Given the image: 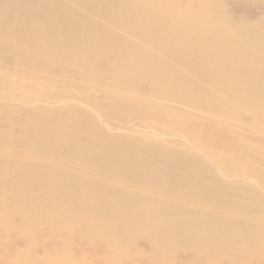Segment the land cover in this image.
<instances>
[{
  "label": "rangeland",
  "instance_id": "1",
  "mask_svg": "<svg viewBox=\"0 0 264 264\" xmlns=\"http://www.w3.org/2000/svg\"><path fill=\"white\" fill-rule=\"evenodd\" d=\"M18 1L36 6L41 10H49L47 7L53 5L54 9L52 12H54L55 15L50 22L42 18H36L33 15H27L26 22L31 23L36 21L40 23L43 27V29H41L42 32H48L49 28H60L62 23L63 25L66 24L67 33H69L71 29L75 30V28H77L79 32L82 33V41L78 45L79 49L84 47L102 49L101 47L114 43L121 48H131L132 51L123 50L122 54L111 52L105 56L102 55L101 52H98L86 56L78 55L79 50L74 48L72 50L74 53L71 52V55L79 56L77 63L66 65V70L63 71L61 70V65L58 67V63L50 60L48 52L46 51L47 46L44 44L42 45L40 39L35 42V47L28 46L25 51H20L15 48L17 44L22 46V42L27 44L32 40V36L23 35L17 30L19 20H17L15 14L22 8L18 5ZM139 1L0 0V9L4 10V12H0V14L5 15L0 17V37L9 35L11 38L12 36L14 38L10 41L7 48H4L0 44V126H2L0 128V136L6 134L8 130L5 125L1 124L12 123V118L15 121L19 119L22 125H32V123H35L33 125L37 126L41 125L38 128L44 130V136L47 138H53L55 136L53 134L56 133L63 134V139L59 142L51 141L48 147L42 146L43 148L39 151L33 152V154L27 157L33 164L42 162L44 165H39L38 167L35 165L34 168H46L44 169L46 172L42 175L36 174V176L24 175L22 177V183L26 184L27 188L30 187V189L34 191L31 186L33 182H36L40 185V189L35 190L36 193L38 192L37 196H49L55 189L52 188L53 185H59L63 182L65 184L63 189L64 195L60 197V201L64 203L62 209H65V213H68L71 209V202H69V197H67L71 192V172L69 171L79 172L81 176L92 174L91 182L95 186L103 187L108 183L114 182L113 184L118 191L120 188L128 191L133 189L138 183L133 179L134 176L131 179H112L109 172H101L97 168H118V170L129 168L131 170L140 169L143 172L155 168H163L160 173L154 174L153 181L167 186L171 184L172 187L180 185L181 191H183L182 185L188 182L191 177L195 176V173H190V171L180 168H196L197 165L202 164L203 167L211 170L212 175L208 177L209 180H214L219 184L239 183L247 186H258L257 190L259 193L252 194L248 192V190L242 189L240 191L236 190L237 192L234 190H218L215 192L203 190L199 192L197 198L199 196L211 197L213 194L225 200L226 198L243 200L253 197L261 200L263 202L262 204H264V172L258 171L259 173L256 172L253 174L248 172L249 168H263L264 159H260L259 155H255L258 153L252 150L251 153H249V151L246 153L244 151L233 153L232 150L226 147L223 148L219 140L221 137L225 140H231L228 136L222 135L218 139L215 138L211 140L212 135L210 134V132L214 133L213 131L216 127L220 129L222 126L221 129L225 130L232 124H238L240 127L244 128L252 125L253 127H248L251 129L252 134L250 132L238 134L242 141L248 142L247 144L251 146L258 141L263 140L264 142V137L263 139L258 138L260 136L255 134V132L258 131H260V133L258 132L259 134H264V120L262 124L261 121L258 122L257 118V116L262 117V115H264V109H260L261 106L264 107V0H223L224 2L219 0L222 6L218 7V9H215L213 7L214 5H212L218 0H210L212 1V6L210 4L207 6L208 0H180V6L183 7L182 10H179V5L175 3L173 5L172 0H159V3L158 0H142L144 1L142 3ZM167 1L168 3L172 2V4L170 3L171 6H169L168 3H165V5L162 3ZM173 1H176L178 4L177 0ZM10 2H13V10L11 11L9 8L6 9V7H4V5ZM154 3L157 4L155 5ZM182 3L184 5L186 4L185 7L187 5L188 7L184 8ZM166 5L169 7H178L179 11L167 7L172 11L169 12V9H163V6L166 7ZM202 5L209 8L206 9V7H202ZM216 5H220V3L218 4L217 2ZM160 6V10H158ZM188 8H190L189 10H192L194 14L203 15V20L201 21V16H196L197 14L194 16L193 12H191V14L188 13L190 12L187 11ZM252 8L254 12H251ZM207 10H210L212 13L214 11V13H216V15L214 14L216 18L210 12L203 13V11ZM180 12H182V14ZM183 12L185 13L183 14ZM187 13L190 16L186 15ZM206 13H208L207 16L205 15ZM183 15H186L184 19L186 18L187 20L183 19ZM204 15L209 19H206ZM74 16L79 20H75L73 18ZM82 17H85L87 21L83 20ZM197 17H200L198 20L201 22L195 19ZM210 18L213 21L211 20L209 24L208 21H210ZM182 19L183 22L181 23ZM193 19H195V21ZM200 23H203L201 24L203 28L197 26L200 25ZM202 29H204V31H202ZM59 32L61 33V31ZM103 33L107 36L105 41H103L104 38L100 37ZM56 40H58V36L57 38L55 35L49 36V41L56 42ZM220 45L227 47L228 54L234 56L232 58L226 56V52L219 50ZM217 50L220 52H217ZM239 55L247 58L251 68L259 69L260 74L258 76V81L261 82L262 89L253 91L249 90L248 86H246L242 92H236L234 96L231 89L232 85L227 83L229 75H233L234 71V74H239L242 76V79H246L245 76L247 73L246 64L241 65L238 62V57L240 58ZM16 56H28L29 58L36 59L39 63L43 61H49V63L45 68V73L39 76L37 73L40 68L19 66L10 59ZM165 57L168 60L164 59ZM217 58L219 59L218 63L220 65L218 64L216 66L214 61L218 60ZM107 61L108 64L113 63L117 65V70L127 68L125 70L129 72L128 75L119 80H114L110 77L112 75V70H108V64L105 63L106 65L103 66L104 62ZM194 62L196 63L194 64ZM211 62L215 66L201 67L203 63L209 64ZM61 63L64 64V61ZM186 63H189V65H186ZM3 65H5V67ZM9 66L10 69H8ZM87 66H92L93 71L90 74H82L81 71H84V68ZM130 71H136L138 74L144 73L150 76L156 88L149 87L145 83L139 84L136 81L134 73L131 75ZM240 73H242V75ZM32 75L33 77H31ZM144 78H146V76H144ZM65 79H67V81H65ZM172 84L179 87H189L192 89L193 93L189 94L187 97H183L181 90L180 92L172 91ZM158 88H163L168 92L165 91V95L163 94L162 96L159 92L161 89ZM138 92L139 94H137ZM104 93L105 96H103ZM36 94L43 97L39 98ZM29 95L31 100H41V102L45 103L39 104V102H37L43 107L51 106L50 108L58 111L61 109L62 111L59 113L39 114L34 117L29 116L21 111V108L27 107L29 104L35 102L33 101L31 103L28 101L27 96ZM82 95L86 98V101H76L75 98ZM111 95H118L117 100H108ZM3 98H6L5 101H3ZM235 98H237V100ZM251 98H257V100L261 98V100H256L257 102L253 101L255 103H249L248 101L251 100ZM35 104L33 103V106H35ZM220 112H223V114L219 115ZM243 123L246 126L243 125ZM38 128H30L27 133L29 135H35L40 132ZM98 128H101L99 134H104L103 140L110 137V142L102 148L101 152H99L97 148H93V150L88 149L92 151L89 154L97 161V164L93 165L87 162L86 158L90 155L83 148L72 152L73 149L70 147L71 141L66 140L67 137L65 134H70L77 139L79 136L81 137V135H97ZM22 133L23 129H17L16 127L10 129L11 136L9 137V142L5 145L6 153H2L5 160L3 159L0 168H9L14 172L16 168L10 166V161L13 162L19 160V158H26L24 155H19L17 153L18 150H15L17 147L16 137H21ZM244 134L247 135L245 137L248 138L251 135V139L249 138L250 141L248 138L246 139L244 137ZM243 138L247 141L243 140ZM80 140L82 141L78 142H81L82 145L84 144L87 146L91 144L95 146L90 141H87V139ZM86 141L88 144H86ZM103 144H106V141H104ZM1 152H3V150ZM165 153L167 155H165ZM231 159H235L236 164L241 165L237 170H235V167H231ZM239 160L241 161L240 163H238ZM259 160L260 162H258ZM57 170L59 171V173H57L58 177H53V175H55L54 172ZM15 179L18 181V177H15ZM47 183L51 184L49 188L45 185ZM4 185L8 186L7 181L4 182ZM51 188L52 190H50ZM73 190L76 192L75 189ZM84 191L86 190L84 189ZM184 191L180 193L179 196L177 195L178 197L173 196L174 199L172 200L178 201L184 199L185 201H182L185 202L184 204H190L194 207L195 205L189 202L197 201H195V198L187 196L185 193L188 192L184 193ZM191 192L195 193L196 191ZM77 193H79V191ZM98 193L104 196L107 195L104 190ZM110 196L113 195L110 194ZM239 196L241 198H239ZM166 197L167 196H163L162 198L168 200L169 198ZM164 200H161L163 204L166 203ZM4 201L9 203L10 199L4 198ZM26 202L33 205L36 204V199L34 197L28 198ZM163 204H161L162 207H164ZM200 206H207L210 208L206 204H201ZM139 207L142 208L143 206ZM141 208L139 209L141 210ZM160 210L161 208L158 209V211ZM49 211L50 210L47 209L44 214H49ZM141 212H143V210H141ZM143 215L150 216V214L146 213ZM60 218L66 221V223L70 220L68 216H62ZM21 222L22 221L17 218L9 220L11 225H19Z\"/></svg>",
  "mask_w": 264,
  "mask_h": 264
},
{
  "label": "bare ground",
  "instance_id": "2",
  "mask_svg": "<svg viewBox=\"0 0 264 264\" xmlns=\"http://www.w3.org/2000/svg\"><path fill=\"white\" fill-rule=\"evenodd\" d=\"M168 1H171V0H168ZM168 1L162 2V3L165 5V3H168ZM177 1H178V4L176 3V1L174 2L172 0L173 5L174 3L176 5H179L178 6L179 10H182L183 7L180 6V3H181L179 2L180 0H177ZM212 1L208 0L207 6L209 4L211 5ZM139 2L142 3L144 1L141 0ZM152 2H156V1H152ZM159 2L160 1L158 0V3ZM172 2L170 3L172 4ZM217 2L218 4L220 3V5L217 6L216 5ZM217 2H215V4H212L214 5L213 7L215 9H218V7L222 6L219 0ZM10 3L4 5V7H6V9L9 8V10L11 11L13 10L12 9L13 2H10ZM170 3H168L169 6H171ZM154 4L156 5L157 3H154ZM18 5L21 6L22 8L18 10L17 13L15 12L16 13L15 17L17 18V20H19V23L17 24V30L23 35L32 36V40L31 42L29 41L30 43L28 42L27 44H24L23 42L21 43L20 41L22 46H19L17 44L15 48L20 51H25L26 47L28 46L35 47V42L38 39H40L42 42V45L44 44L45 46H47L46 51L48 52L50 60L58 63V67L61 65V70L63 71L66 70V65H71V63H77L79 56L71 55V52L74 53V51H72L74 48L79 50L78 55H86V56H89L90 54H96L98 52H101V54L105 56L111 52H118L122 54L123 50L132 51L131 48H121L118 45L116 46L114 43L109 44L105 47H101L102 49H97L94 47L93 48L84 47L82 49H79L78 45L82 41L81 40L82 33L79 32L77 28H75V30L71 29V31L67 33L68 30L66 29V24L63 25L62 23L60 25V28L59 27L55 29L49 28L48 32H42L41 29H43V27L41 26L40 23L36 21L31 22V23L26 22L27 15H33L36 18H42V19H45L47 22H50L55 15L54 12H52L54 9L53 5H51V7H47L49 10H41L36 6L25 4L22 1H18ZM168 5H166V7L163 6V9L172 8L173 10L174 8L178 10V7L176 8L169 7ZM185 5L183 4L184 8L188 7V5L186 7ZM202 7H206V6L202 5ZM158 8H159L158 10H160L161 6ZM208 8L206 7V9ZM189 9L190 8H188L187 11H190ZM237 10H240V9H237ZM253 10L254 9L252 8L251 12H254ZM168 11L170 12L171 10L169 9ZM0 12H4V10L0 9ZM185 12H183V14ZM191 12L193 11L191 10L188 13L191 14ZM204 12H208V13L210 12L211 14L216 15L214 11L213 13L210 10L203 11V13ZM180 13L182 14V12ZM188 13L186 15H189ZM208 13H206L205 15L207 16ZM186 15H183V19L184 17H186ZM198 15L199 14H197L196 16ZM1 16H5V15L0 14V17ZM202 16H201V21L203 20ZM70 18H71V15H70ZM73 18L77 21L79 20L77 19L76 16H74ZM198 18L200 19V17H197L195 19L198 20ZM211 18H210V21H208L209 24L212 20ZM82 19L86 20L85 17H82ZM183 19L181 20V23L183 22ZM195 19L193 20L195 21ZM206 19H209V18L206 17ZM201 21L198 20V22H201ZM187 24H188V21H187ZM201 24L203 23H200V25H197V26H201ZM59 31H61V33ZM202 31H204V29H202ZM50 35H55L56 38L58 36V40H56V42L49 41ZM100 37L104 38L103 41H105L107 36L103 33L100 35ZM13 39H14L13 36L11 38L9 35H5L4 37H0V44L4 48H7L10 41ZM219 48H220L219 50H221L222 52H226L225 54L226 56L231 57V58L234 56V55L228 54L227 47L220 45ZM219 50H217V52H220ZM10 59L19 66H23L27 68H33V67L38 68V69L40 68L39 72L37 73V75L39 76H41L42 73H45V68L47 67V64L49 63V61L47 62L43 61L42 63H39L36 59L29 58L28 56H24V57L16 56ZM164 59H167V58L165 57ZM62 61H64V64L61 63ZM218 61L219 59L214 61L216 66L219 64ZM238 62L241 65L246 64L247 73H246V76L244 75L246 79L245 78L242 79V76H240L239 74H234V71H233V75L231 76L229 75V78H228L229 80L227 83L232 85L231 89H232L233 95L235 96L236 92H242V90H244L245 89L244 87L246 86H248L249 90H253V91L262 89V84L261 82L258 81L259 79L258 76L260 74L259 69L257 70L255 68H251L249 61L247 60L245 56H240V58L238 57ZM105 63L108 64V61L104 62L103 66L106 65ZM195 63L196 62H194V64ZM186 65H189V63H186ZM215 65L212 62L209 64L203 63L201 67L204 68L207 66H215ZM3 66L5 67V65ZM10 66L8 69H10ZM125 69L117 70V65L113 63L108 64V70H112L111 71L112 75L110 77L113 78L114 80H119L122 77L127 76L129 72H127ZM92 71H93L92 66H87L84 68V71H81V72L82 74L83 73L90 74ZM130 72H131V75L132 73H134L136 77V81L139 84L145 83L149 87L156 88L154 83L151 81L150 76L144 73L138 74L136 73V71L135 72L130 71ZM240 74L242 75V73ZM144 76H146V78H144ZM31 77H33V75ZM65 81H67V79H65ZM171 88L173 89L172 91H176V92H180L181 90L183 97H187L189 94L193 93L192 89L189 87H183V86L179 87V86H174V84H172ZM158 89H161L159 91L160 95L162 96L163 94L165 95L166 90H164L163 88H158ZM207 91H210V90H207ZM39 94H36V96L39 98H42L43 96ZM137 94H139V92ZM82 96H77L75 98L76 101L78 102L86 101V98ZM103 96H105V93L103 94ZM100 97H101V94H100ZM117 98H118V95L117 96L111 95L110 98H108V100H111V99L117 100ZM5 99L3 101H5ZM27 99L31 103L33 101H35L33 102L34 104L36 103L35 106H33V103H32V104H29V106L27 107L23 106L24 108H21V111L25 112L29 116L34 117L39 114L59 113L60 111H62L61 109H59L58 111L56 109L50 108L51 106L43 107L39 105L40 103H43L41 102V100L39 101L31 100L30 95L27 96ZM235 99L237 100V98ZM256 100L257 98H251V100H249L248 102L249 103H252L253 101L257 102L261 100V98H259L257 101ZM37 102H39V104ZM18 105H21V104H18ZM260 109H264V107L261 106ZM222 114L223 112L219 113V115H222ZM257 118H258V122L261 121V123L263 124L264 115H262V117L257 116ZM0 120H1V116H0ZM11 121L12 123L10 124H1V125H5L9 131L7 130L6 134H3V136H0V165H2L3 159L5 158L3 157L4 156L3 154L6 153L5 145L9 142V137L11 136L10 129L15 128V127L17 129L18 128L23 129V133L21 137L19 138L16 137L17 147L15 148V150H18L17 153L19 155H24L26 158H23V159L19 158V160H15L13 162L10 161V166L12 168H16V171L14 172L9 168H0V228H1L0 230V264H263L264 263V206H263L264 204H262L263 202L261 200H258L253 197H249L243 200H240V199L236 200V199H229V198H226L225 200V199H221L215 194H213V196L211 197H208V196L200 197L199 196L197 198V196L199 195V192L203 190H210L213 192L218 191V190H229V191L234 190L235 192H237L236 190L240 191L242 189V190H248V192L252 194L253 193L257 194L259 193L257 190L258 186H252V185L247 186L245 184H239V183L219 184L215 182L214 180H209L208 177L212 175L211 170L209 168L203 167L202 164L197 165L196 168H180L182 170L190 171V173L192 172L195 173V176L191 177L188 182L182 185L183 191L186 190L184 191V193L188 192L185 194L187 196H191V198H195V201H197V202H189L195 205L193 207L190 204H184L185 202H182V201H185L184 199H181L178 201L172 200L174 199L173 196L178 197L180 193L183 192L181 191L180 185L176 187H172L171 184H168L167 186V185H162L158 182L153 181L154 174L160 173V171H162L163 168H155L147 172H143L140 169L131 170L129 168L128 169L123 168L122 170H118V168H97L101 172L103 171L109 172L112 179H116V178H130L131 179L134 176L133 179H135L138 183L133 189L128 190V191L122 190L121 188L118 191L113 184L114 182L108 183L107 185H104L103 187L95 186L91 182V178L93 176L92 174L81 176L79 172L69 171L71 172V192L70 194L67 195V197H69V202H71V209H70V212L65 213V209H62L64 207V203L60 201V197L64 195L63 189H64L65 184L63 182L60 183L59 185H53L52 188H55V189L51 192L49 196L48 195H38L37 196L38 192L36 193L35 190L40 189V185L36 182H33L31 186V188L34 189V191L31 190L30 187L27 188L26 184L22 183V180H23L22 177L24 175H35L36 176V174L42 175L44 174V172H46L44 170L46 168H34L35 165L36 167H38L39 165H44L42 162L33 164L31 161L27 159V157L33 154V152L39 151L41 148H43L42 146L48 147L51 141L59 142L60 140L63 139L62 138L63 134L56 133V134H53L55 135L53 138L52 137L47 138L44 136V130L42 128H38L41 125L40 126L33 125L35 123H32V125H22L19 119L15 121L13 120V118ZM243 125L245 124L243 123ZM1 127L2 126H0V128ZM248 127H253V126L251 125ZM30 128L32 129L38 128L40 132L36 133L35 135H29L27 131ZM221 128L217 129L216 127L217 130L215 129L213 131L214 133L210 132V134L212 135L211 140H214L215 138L218 139L222 135L228 136L231 140H225L222 137L219 138L223 148L226 147L229 150H232L233 153L240 152V151H244L245 153L249 151V153H251L252 151H254L258 153V154H255L256 156L259 155L260 159L261 158L264 159L263 140L255 142L254 145L251 146L250 144L249 145L247 144L248 142L246 143L242 141L240 135H238L239 133L246 134L249 132L252 134L251 129L240 127L238 124H232L231 126H228V129H225L226 128L225 127L224 128L225 130H222ZM100 129L101 128H98L97 135H91V134H88L86 136L81 135V137L79 136L77 139L74 138L70 134L68 135L65 134V136L67 137L66 140L71 141L70 147L71 149H73L72 152L80 148H83L88 154L92 152V151H89L88 149L93 150V148H97L99 152H101L102 148L105 145L109 144L110 137L103 140L104 134H99ZM263 130H264V127H263ZM258 132L260 133V131ZM258 132H255V134L260 136L258 138L263 139L264 134H259ZM245 134H244V137L247 136ZM250 136L249 138L251 139ZM245 138L247 139L248 137H245ZM245 138H243V140L247 141ZM80 139H87V141H90L95 146L91 144L87 146L83 144L84 145L83 146L81 142L80 143L78 142V141H82ZM87 141H86V144H88ZM104 141H106V144H103ZM2 150L3 152H1ZM20 150H24V151H20ZM165 155L167 154L165 153ZM86 160L88 163L90 162V164H93V165L97 164V161L91 155L87 156ZM231 161L232 163L229 161L230 165L232 168L235 167L236 168L235 170H237V168L241 166L239 164H236L235 159L233 160L231 159ZM240 162L241 161L239 160L238 163ZM258 162H260V160ZM164 169H168V168H164ZM258 171L264 172V167L248 169V172L250 174L256 173ZM54 173L55 175H53V177H58L57 173H59V171L57 170ZM173 174H176V173H173ZM15 177H18V181L15 179ZM5 181H7L8 186L4 185ZM45 185L48 188L51 186L50 183H47ZM52 188L50 190H52ZM73 189H75L76 192ZM84 189L86 191H84ZM102 190H104L107 193L106 196L98 193V192H101ZM78 191L79 193H77ZM191 191H196L197 193L196 192L192 193ZM110 194L113 196H110ZM163 196H167L166 198H169V199L164 200L162 198ZM32 197L36 199V204L32 205L26 202L28 198H32ZM4 198L10 199V202L9 203L5 202ZM239 198L241 197L239 196ZM161 200H164L166 203L163 204ZM161 204H163L164 207H162ZM201 204H206L210 208H208L207 206H206L207 208L200 206ZM139 206H143V207L141 208ZM139 208H141L143 212H141ZM159 208H161L160 211H158ZM47 209H49L50 211H49V214L45 215L44 212H46ZM58 212H59V215H58ZM145 213L150 214V216L147 215L148 216L147 217L143 215ZM62 216H68L70 218L68 223H66V221L60 218ZM14 218L20 219L22 221L21 224L11 225L9 223V220H13Z\"/></svg>",
  "mask_w": 264,
  "mask_h": 264
}]
</instances>
